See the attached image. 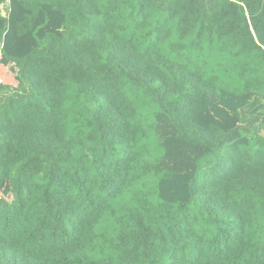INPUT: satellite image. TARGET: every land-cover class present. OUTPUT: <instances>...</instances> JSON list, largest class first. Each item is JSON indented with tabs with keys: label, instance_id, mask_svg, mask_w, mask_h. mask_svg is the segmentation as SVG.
I'll return each mask as SVG.
<instances>
[{
	"label": "trees",
	"instance_id": "16d2710c",
	"mask_svg": "<svg viewBox=\"0 0 264 264\" xmlns=\"http://www.w3.org/2000/svg\"><path fill=\"white\" fill-rule=\"evenodd\" d=\"M0 63V264H264V0H0Z\"/></svg>",
	"mask_w": 264,
	"mask_h": 264
},
{
	"label": "rangeland",
	"instance_id": "374dc122",
	"mask_svg": "<svg viewBox=\"0 0 264 264\" xmlns=\"http://www.w3.org/2000/svg\"><path fill=\"white\" fill-rule=\"evenodd\" d=\"M6 6L4 5V9ZM4 65L0 63V74L2 73V84L8 85L11 88H15L18 84L16 78L17 70L11 66H8L4 71ZM250 96L244 97H229L223 99L222 105L219 108H215L213 111L214 123L221 126L223 129H232L238 125L236 112L238 109L249 102ZM12 195L10 192V185L8 182L2 183L0 188V205L2 202H10Z\"/></svg>",
	"mask_w": 264,
	"mask_h": 264
}]
</instances>
